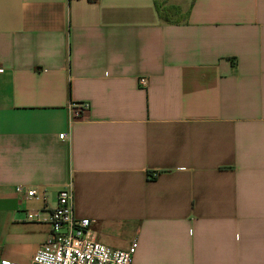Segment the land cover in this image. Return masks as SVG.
Returning <instances> with one entry per match:
<instances>
[{
	"label": "crops",
	"instance_id": "0c3cea01",
	"mask_svg": "<svg viewBox=\"0 0 264 264\" xmlns=\"http://www.w3.org/2000/svg\"><path fill=\"white\" fill-rule=\"evenodd\" d=\"M166 1L0 0V264L69 181L135 264H264V0Z\"/></svg>",
	"mask_w": 264,
	"mask_h": 264
},
{
	"label": "built area",
	"instance_id": "2783aa9c",
	"mask_svg": "<svg viewBox=\"0 0 264 264\" xmlns=\"http://www.w3.org/2000/svg\"><path fill=\"white\" fill-rule=\"evenodd\" d=\"M97 1V0H91ZM149 77L141 76L139 83L146 87ZM90 108V103L80 102L70 105L71 119L74 120ZM65 133L60 138H65ZM156 176L155 174L150 177ZM19 193L40 199L42 196L36 187L23 184L16 186ZM28 217H38V212H28ZM51 231L44 243L37 249L31 264H135L134 256L137 242L128 249L110 247L95 240L90 231L92 221L75 216L74 185L69 181L57 193V204L50 212ZM1 264H10L2 261Z\"/></svg>",
	"mask_w": 264,
	"mask_h": 264
},
{
	"label": "trees",
	"instance_id": "16d2710c",
	"mask_svg": "<svg viewBox=\"0 0 264 264\" xmlns=\"http://www.w3.org/2000/svg\"><path fill=\"white\" fill-rule=\"evenodd\" d=\"M158 12L164 20L172 22L175 20V17L179 15L180 9L177 6L168 4L167 1H165L158 5Z\"/></svg>",
	"mask_w": 264,
	"mask_h": 264
},
{
	"label": "rangeland",
	"instance_id": "374dc122",
	"mask_svg": "<svg viewBox=\"0 0 264 264\" xmlns=\"http://www.w3.org/2000/svg\"><path fill=\"white\" fill-rule=\"evenodd\" d=\"M166 0H162V3L165 2Z\"/></svg>",
	"mask_w": 264,
	"mask_h": 264
}]
</instances>
